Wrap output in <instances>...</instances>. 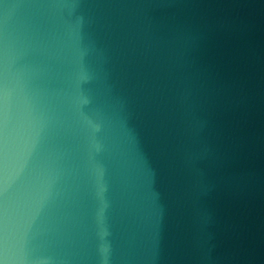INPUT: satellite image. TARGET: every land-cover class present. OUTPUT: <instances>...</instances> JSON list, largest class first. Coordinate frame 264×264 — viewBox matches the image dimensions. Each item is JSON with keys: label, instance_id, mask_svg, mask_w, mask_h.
Returning a JSON list of instances; mask_svg holds the SVG:
<instances>
[{"label": "water", "instance_id": "1", "mask_svg": "<svg viewBox=\"0 0 264 264\" xmlns=\"http://www.w3.org/2000/svg\"><path fill=\"white\" fill-rule=\"evenodd\" d=\"M0 264H264V0H0Z\"/></svg>", "mask_w": 264, "mask_h": 264}]
</instances>
